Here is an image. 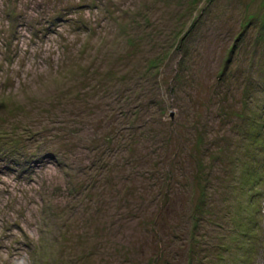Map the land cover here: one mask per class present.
I'll return each instance as SVG.
<instances>
[{"label":"rangeland","instance_id":"rangeland-1","mask_svg":"<svg viewBox=\"0 0 264 264\" xmlns=\"http://www.w3.org/2000/svg\"><path fill=\"white\" fill-rule=\"evenodd\" d=\"M0 264H264V0H0Z\"/></svg>","mask_w":264,"mask_h":264},{"label":"trees","instance_id":"trees-1","mask_svg":"<svg viewBox=\"0 0 264 264\" xmlns=\"http://www.w3.org/2000/svg\"><path fill=\"white\" fill-rule=\"evenodd\" d=\"M144 110V109H143ZM147 121H149L148 119H146ZM143 126V125H142ZM109 140V139H108ZM94 149H98L97 147L96 148H94ZM106 149V148H105ZM99 150V149H98ZM108 153V152H107ZM109 154V159H111L112 157H113V155L111 154V153H108ZM97 162H94V164H96ZM108 163V162H107ZM106 163V164H107ZM100 164H101V166L102 167H104L103 166V164L100 162ZM159 174V173H158ZM170 176V175H169ZM166 194H167V192H165L163 195H162V199H165L166 198ZM161 207H163V206H161ZM160 211H161V209H160Z\"/></svg>","mask_w":264,"mask_h":264}]
</instances>
